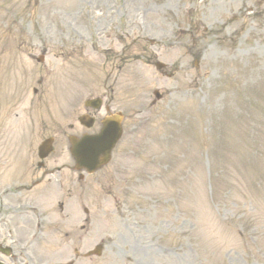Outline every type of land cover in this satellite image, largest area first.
<instances>
[{"label": "rangeland", "instance_id": "rangeland-1", "mask_svg": "<svg viewBox=\"0 0 264 264\" xmlns=\"http://www.w3.org/2000/svg\"><path fill=\"white\" fill-rule=\"evenodd\" d=\"M84 45L112 54L83 55ZM123 49L125 66L113 59ZM77 54L94 66L61 101L60 85L43 71L76 66ZM154 61L175 75L160 76L146 65ZM10 67L17 86L13 76L2 80L0 172L12 157L3 141L23 118L35 143L58 139L48 165L70 163L60 134H70L81 97L111 99L136 132L110 166L85 179L82 196L69 193L65 212L87 207L97 215L89 238L104 245L99 259L79 264H264V0H0V69ZM154 89L163 99L151 106ZM19 145L30 170L38 144ZM12 183L3 177L0 188ZM79 235L50 226L43 256L64 258L69 246L58 245L81 244Z\"/></svg>", "mask_w": 264, "mask_h": 264}]
</instances>
